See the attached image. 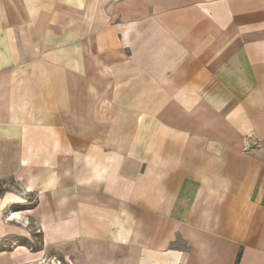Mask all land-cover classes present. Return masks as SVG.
I'll list each match as a JSON object with an SVG mask.
<instances>
[{"label": "crops", "instance_id": "1", "mask_svg": "<svg viewBox=\"0 0 264 264\" xmlns=\"http://www.w3.org/2000/svg\"><path fill=\"white\" fill-rule=\"evenodd\" d=\"M6 179L0 264H264V0H0Z\"/></svg>", "mask_w": 264, "mask_h": 264}, {"label": "rangeland", "instance_id": "2", "mask_svg": "<svg viewBox=\"0 0 264 264\" xmlns=\"http://www.w3.org/2000/svg\"><path fill=\"white\" fill-rule=\"evenodd\" d=\"M5 190V193H13V194H18V195H26V190L21 188L18 182L14 179H6L3 181H0V191ZM5 193H0V199L5 195ZM28 202V203H27ZM27 202H25V206H32L36 203V196L31 195L28 199ZM17 207V206H16ZM18 211V207L17 210ZM16 213V212H15ZM22 213H18V215L14 216H20ZM16 218V217H15ZM28 224V227L30 228L31 232V238L29 241L27 240H18V241H13L10 244H8V251H11L12 248L17 244L21 247L22 245H28V248L32 252H37L42 248V234L41 230L37 228V224L34 222H26ZM27 243V244H25ZM27 251V250H25ZM28 252V251H27ZM26 264H65L61 259L58 258H52L51 256H45L42 259H36L33 261H30L29 263L27 262Z\"/></svg>", "mask_w": 264, "mask_h": 264}, {"label": "trees", "instance_id": "3", "mask_svg": "<svg viewBox=\"0 0 264 264\" xmlns=\"http://www.w3.org/2000/svg\"><path fill=\"white\" fill-rule=\"evenodd\" d=\"M4 191H5V190H1V191H0V193H2V194H3V193H5Z\"/></svg>", "mask_w": 264, "mask_h": 264}, {"label": "built area", "instance_id": "4", "mask_svg": "<svg viewBox=\"0 0 264 264\" xmlns=\"http://www.w3.org/2000/svg\"><path fill=\"white\" fill-rule=\"evenodd\" d=\"M5 246V245H4Z\"/></svg>", "mask_w": 264, "mask_h": 264}]
</instances>
